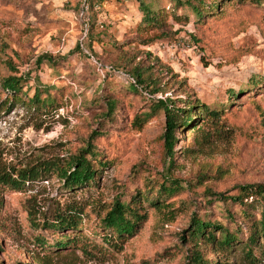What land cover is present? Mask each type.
I'll return each instance as SVG.
<instances>
[{"label": "rangeland", "instance_id": "obj_1", "mask_svg": "<svg viewBox=\"0 0 264 264\" xmlns=\"http://www.w3.org/2000/svg\"><path fill=\"white\" fill-rule=\"evenodd\" d=\"M142 1L163 16L160 28L142 26L137 0H90L84 13L76 0H0V84L8 75L24 77L12 102L0 86V166L65 158L87 140L106 161L90 186L64 188L54 177L18 189L0 185V264H184L190 248L180 235L192 215L236 230L239 245L222 260L264 264L263 248L252 247L250 261L240 250L258 217L252 204L206 191L235 195L241 184L264 183V2L224 0L194 21L183 3ZM41 54L57 61L37 63ZM135 65L156 75L165 92L129 86L126 73ZM37 84L52 97L45 110L27 101ZM165 95L181 107L188 97L215 110L174 130L170 159L164 116L154 104ZM160 185L175 187L162 192ZM135 194L142 218L134 230L102 239L97 215L114 198ZM28 207L38 222L80 209V227L71 233L81 247L53 249L64 231L32 227ZM199 248L210 261L219 256Z\"/></svg>", "mask_w": 264, "mask_h": 264}, {"label": "trees", "instance_id": "obj_2", "mask_svg": "<svg viewBox=\"0 0 264 264\" xmlns=\"http://www.w3.org/2000/svg\"><path fill=\"white\" fill-rule=\"evenodd\" d=\"M80 1L76 0L78 8ZM224 0H175L177 3H183L193 14V20L202 19L215 12L219 6L223 4ZM261 2L264 0H255ZM138 7L141 11L142 26H152L160 28V23L163 21V16L158 10H153L148 4L142 0H137ZM87 10L91 9L90 0H86ZM187 20V16L184 18ZM77 47V44H75ZM45 60L50 65H54L56 58L48 54H41L37 56L36 62L39 63ZM150 67V66H147ZM129 86H138L146 90L149 94L156 92L163 93V84L160 83L156 75L149 72L143 75L142 69L137 65L133 66L129 72ZM24 77L21 75H8L1 81V89L8 94L9 101L12 102L17 99V93L22 87V80ZM44 92L45 95L40 97V93ZM234 94L232 90H228V97ZM30 102L34 109L45 110L48 106L52 105V97L47 92V87L44 84H37L33 88L32 95L27 100ZM183 107L178 106L180 100H176L171 96L165 95L163 98L154 100L155 108L160 109L164 116V130L162 132V144L164 150L167 152L169 159L173 154V145L175 142L174 130L178 127H186L189 124H194L195 121L200 119V114L211 115L215 110L209 109L206 104L193 102L190 98L183 100ZM107 111L113 110V102L107 100L105 103ZM138 121H142V118ZM140 127V126H139ZM98 151L90 145L89 140L86 141L85 146L81 147L76 153L69 154L65 158L61 156H52L42 159H36L34 162L22 167H2L0 166V185L18 189L41 179H49L54 177L64 188H77L82 186H90L96 182L99 172V167L106 165L105 160H101L98 156ZM162 192H170L173 186L160 185ZM175 187V186H174ZM173 187V188H174ZM209 195H213L216 200L229 199L230 202L238 203L239 206L252 204L253 209L258 213V217L253 221L250 231L246 237L245 242L240 247L244 251V257L248 261L253 259L251 255L252 247L264 249V183H248L238 186V192L235 195H224L221 192H212L206 190ZM129 197L128 200L119 197L111 201L110 206L105 209L101 214H98V227L102 230V239L107 241L112 235L122 239L123 236L130 234L138 221L142 218L136 209V203H139V194ZM251 197L252 200L244 202V199ZM144 201H149L147 194L140 195ZM154 197H151V199ZM159 202L156 198L149 203L156 205ZM242 210H245L241 208ZM27 216L32 227L43 226L45 229L56 232H62L60 236L55 239L53 249L66 248L68 246L81 247L78 243L77 237L72 236L73 230L77 229L79 223L80 209L76 210L74 207L65 208L63 210H56L53 212L50 219H42L40 222L35 221L32 217L31 209L28 207ZM190 226L181 234V239L184 238L185 242L189 244L190 251L186 255L184 264H231L229 261L222 260L221 255L223 252H228L233 245H239L236 242V230H228L226 227L209 222L205 216L192 215L190 218ZM103 232H108L105 234ZM218 232V235L216 236ZM71 233V234H70ZM108 237V238H107ZM263 240V245L257 244V238ZM35 243L44 247L45 239L42 237H35ZM204 245L209 247L211 252L219 254L213 261L204 258L199 246ZM217 258H221L218 260Z\"/></svg>", "mask_w": 264, "mask_h": 264}, {"label": "built area", "instance_id": "obj_3", "mask_svg": "<svg viewBox=\"0 0 264 264\" xmlns=\"http://www.w3.org/2000/svg\"><path fill=\"white\" fill-rule=\"evenodd\" d=\"M79 11H80V13H84V12L87 11L86 0H81V1H80Z\"/></svg>", "mask_w": 264, "mask_h": 264}]
</instances>
